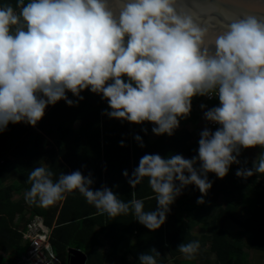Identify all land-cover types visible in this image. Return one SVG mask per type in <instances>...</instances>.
I'll list each match as a JSON object with an SVG mask.
<instances>
[{
	"label": "clouds",
	"instance_id": "9594fccd",
	"mask_svg": "<svg viewBox=\"0 0 264 264\" xmlns=\"http://www.w3.org/2000/svg\"><path fill=\"white\" fill-rule=\"evenodd\" d=\"M197 7L210 19L217 10ZM224 17V30L217 33L202 27V17L184 0L0 3V132L9 123L34 127L49 105L64 100L74 106L85 90L102 95L110 118L151 122L156 135L173 134L180 118L190 114L193 97L216 96L220 102L205 111V119L220 127L201 132L197 157L146 154L130 177L123 173L133 189L147 178L155 210L146 211L135 191L125 202L107 186L92 190L91 176L80 171L62 172L54 181L45 166L29 173L26 202L47 208L78 191L96 215L131 212L155 231L186 186L194 184L207 195L213 186L208 173L223 179L232 164L240 163L242 148H264V17L228 12ZM135 139L144 146L139 135ZM254 174H264V152L252 169L236 172L245 179ZM197 203H205L203 197ZM199 249L196 240L178 247L187 259ZM160 255L152 248L139 255V264H158Z\"/></svg>",
	"mask_w": 264,
	"mask_h": 264
},
{
	"label": "trees",
	"instance_id": "16d2710c",
	"mask_svg": "<svg viewBox=\"0 0 264 264\" xmlns=\"http://www.w3.org/2000/svg\"><path fill=\"white\" fill-rule=\"evenodd\" d=\"M66 94L78 100L71 92ZM81 95L84 99L74 106L64 100L57 102L37 123L53 139V146L24 122L9 123L0 132V264H15L25 250L20 233L23 228L18 229L15 220L26 211H30L29 216H42L46 227L52 228V246L64 261L67 250L74 248L86 255L85 264H139V255L155 248L161 254L158 264H184L188 259H179L184 254L178 247L194 240L200 242L197 253L208 249L215 257L214 264H248L244 249L264 255V174L238 177V170L253 168L245 160H239V166L232 164L223 179L208 173L213 186L207 195L194 184L186 186L170 205L166 222L155 231L139 223L131 212L116 218L96 215L97 209L78 191L67 194L58 209L30 205L26 199L14 200V194L30 189L29 173L45 161V167L55 174L54 181L62 172L80 171L85 177L91 176L92 190L107 186L125 202L135 191L136 198L144 200L146 211L155 210L157 202L147 178L133 189L123 173L127 171L130 177L146 154L165 159L176 154L186 159L198 156L201 136L194 139L185 128L175 129L171 136L156 135L152 131L156 125L151 122L135 124L110 118L105 113L111 109L102 95L90 90ZM203 98L192 99L189 115L193 122L199 118L194 107ZM75 122H79L77 128L73 127ZM137 135L143 147L135 139ZM201 197L203 204L197 203ZM220 197L223 205L218 203ZM226 223L237 228L233 236L225 230ZM197 226L204 230L199 237L191 233ZM204 256L202 253L201 259Z\"/></svg>",
	"mask_w": 264,
	"mask_h": 264
},
{
	"label": "built area",
	"instance_id": "2783aa9c",
	"mask_svg": "<svg viewBox=\"0 0 264 264\" xmlns=\"http://www.w3.org/2000/svg\"><path fill=\"white\" fill-rule=\"evenodd\" d=\"M218 97L211 98L204 96L199 106L194 109L201 113L200 121L204 128L210 131H216L220 126L209 122L205 119V111L213 107L219 106ZM206 106L202 108L201 106ZM246 149H241L238 159H241L243 152ZM51 231L45 225L44 218L40 215L28 216L23 229H21V240L25 245V250L16 259L15 264H64L62 259L55 253L51 243ZM10 264V263H6Z\"/></svg>",
	"mask_w": 264,
	"mask_h": 264
},
{
	"label": "water",
	"instance_id": "95a60500",
	"mask_svg": "<svg viewBox=\"0 0 264 264\" xmlns=\"http://www.w3.org/2000/svg\"><path fill=\"white\" fill-rule=\"evenodd\" d=\"M184 2L193 11L197 12L202 19L199 21L202 27L208 28L212 32L223 31L224 12L235 14L241 18L245 13L254 14L258 17H264V0H184ZM215 8L216 11L209 15L200 12V8ZM86 255L78 249L69 248L67 250V264H85Z\"/></svg>",
	"mask_w": 264,
	"mask_h": 264
},
{
	"label": "rangeland",
	"instance_id": "374dc122",
	"mask_svg": "<svg viewBox=\"0 0 264 264\" xmlns=\"http://www.w3.org/2000/svg\"><path fill=\"white\" fill-rule=\"evenodd\" d=\"M196 114H197L198 117L201 115V113L198 110L196 111ZM181 128L187 129L188 132L191 133L195 137V139L197 137H199L200 134H201V132L205 129L201 125L200 117L198 118V122H196V121L193 122L192 121V116H190V115H188L186 118H180V124H179L178 130L181 129ZM262 152H264V148H261L259 146L253 147V148H247L243 152L240 161L245 160V161H247V162H249V163H251V164L254 165V161L257 160V158L259 157V155ZM239 165L240 164H238V166ZM197 166L199 167L200 165L197 164L196 167ZM25 193L26 192L24 190H22L19 193L14 194L13 195L14 200H25ZM218 201L220 203H223V199L221 197L218 199ZM59 204L60 203H55L54 205L49 206V208H53V207L57 206V209H58V206H60ZM29 212L30 211L24 212L21 219H19V218L17 219L16 218L15 224H16V227L18 229L23 228V225L25 224L28 216L30 215ZM198 227H200V226H198ZM199 229L200 228H198L197 231L195 229V231H194V235L197 234L198 237L201 234V232L199 231ZM225 230L229 233V235L233 236L234 233L237 231V228L235 226L233 227V225L230 224V223H226ZM104 250H105V248H102L101 249V251H104ZM208 251L209 250L206 249L205 251L202 252L205 255L204 258H202V259H201V255H195L194 256V258L195 257L197 258L196 259V264H214L215 257H214V255L210 254ZM244 252L247 255V263L248 264H264V255L263 254L258 253V252H254V251H247L245 249H244ZM9 255L12 256L11 254H9ZM179 259H182L183 260V259H187V258L184 255H182V256L179 257ZM62 261L65 264H67V253H66V256H65V261L64 260H62ZM191 262H193V261L191 259H188V260H186L184 262V264H192ZM193 264H195V263L193 262Z\"/></svg>",
	"mask_w": 264,
	"mask_h": 264
},
{
	"label": "crops",
	"instance_id": "0c3cea01",
	"mask_svg": "<svg viewBox=\"0 0 264 264\" xmlns=\"http://www.w3.org/2000/svg\"><path fill=\"white\" fill-rule=\"evenodd\" d=\"M53 105H49L47 108H46V110H45V115H44V117H46V115L48 114V112H49V110L51 109V107H52ZM43 117V118H44ZM198 122V121H197ZM78 125H79V122H75L74 124H73V127L74 128H77L78 127ZM31 129H35L40 135H42L47 141H49V143L53 146V139L51 138V137H47V134L45 133V132H43L41 129H39L37 126H32L31 125V127H30ZM177 130H178V128H177ZM187 130V129H186ZM195 139V138H194ZM13 149V148H12ZM45 162V161H44ZM42 163V166H46L47 165V163ZM198 167V166H197ZM185 188H187V187H185ZM22 191V190H21ZM25 191V190H24ZM26 192V191H25ZM14 199V198H13ZM57 203H60L59 205L60 206H58V208H60L61 207V205H62V201H60V202H57ZM218 203H220L219 201H218ZM220 205H223V203H220ZM234 227V226H233ZM198 228H200L199 229V231L201 232V234L199 235V236H201V235H203L204 234V230L201 228V227H196V228H193L192 230H191V233L192 234H194V231H195V229H196V231L198 230ZM238 231V230H237ZM236 231V232H237ZM196 236H197V234H195ZM205 251V250H204ZM195 255H202V252L201 253H196ZM196 257L195 258H193V259H191L192 261H194L195 262V264H196ZM182 260V259H181ZM185 260V259H184ZM215 260V259H214Z\"/></svg>",
	"mask_w": 264,
	"mask_h": 264
}]
</instances>
